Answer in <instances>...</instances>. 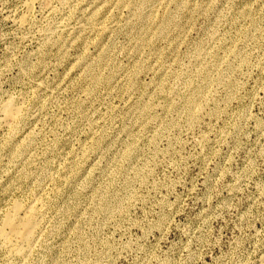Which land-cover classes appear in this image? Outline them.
I'll return each instance as SVG.
<instances>
[{
    "label": "rangeland",
    "instance_id": "obj_1",
    "mask_svg": "<svg viewBox=\"0 0 264 264\" xmlns=\"http://www.w3.org/2000/svg\"><path fill=\"white\" fill-rule=\"evenodd\" d=\"M27 1L0 0V222L49 208L19 264H260L264 0L36 1L21 27Z\"/></svg>",
    "mask_w": 264,
    "mask_h": 264
},
{
    "label": "bare ground",
    "instance_id": "obj_2",
    "mask_svg": "<svg viewBox=\"0 0 264 264\" xmlns=\"http://www.w3.org/2000/svg\"><path fill=\"white\" fill-rule=\"evenodd\" d=\"M36 1L44 2L50 8L57 4L60 7L58 10L65 11L73 8L74 2L77 0H29L25 3L24 13L18 20L19 26L23 27L30 22L33 5ZM1 111L5 116L3 121H5V125L10 131L16 123L22 120V107L14 99H9ZM0 126L3 127V125ZM45 200L42 198L40 203L38 200L32 201L31 198L26 204L19 203L16 200L2 217L0 222V245L7 254L6 257L17 264L26 260L40 241L39 238L46 219L45 212L49 208V202H45ZM260 264H264V255H261Z\"/></svg>",
    "mask_w": 264,
    "mask_h": 264
}]
</instances>
